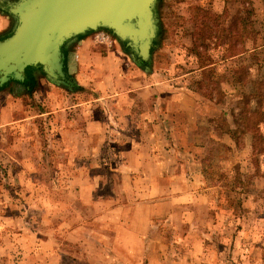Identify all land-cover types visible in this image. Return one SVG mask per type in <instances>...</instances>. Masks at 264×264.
I'll return each instance as SVG.
<instances>
[{"label":"rangeland","instance_id":"rangeland-1","mask_svg":"<svg viewBox=\"0 0 264 264\" xmlns=\"http://www.w3.org/2000/svg\"><path fill=\"white\" fill-rule=\"evenodd\" d=\"M3 12L0 6V17L9 18ZM157 16L158 45L147 64L106 30L71 47L97 39L101 55L120 51L127 77L141 84L148 103L162 96L177 147L158 144L168 136H151L150 124L142 149L112 148L103 137L97 147L92 141V148L84 142L61 149L42 118L0 128V264H264V180L254 173L253 137L240 134L241 107L256 105L250 83L264 80V0H159ZM9 21L0 39L12 29ZM241 50L247 53L225 61ZM201 61L209 68H199ZM105 82L109 88L113 74ZM48 88L55 99L80 92L66 107L86 100L68 84ZM73 108L69 114L80 112ZM228 123L236 128L235 150ZM258 129L264 151V123Z\"/></svg>","mask_w":264,"mask_h":264},{"label":"crops","instance_id":"crops-1","mask_svg":"<svg viewBox=\"0 0 264 264\" xmlns=\"http://www.w3.org/2000/svg\"><path fill=\"white\" fill-rule=\"evenodd\" d=\"M9 24V18L0 17V30L9 26ZM96 43L97 39H85L73 48L70 45L64 52L67 53V66L64 68L68 75L67 84L70 87L81 89L80 91L86 96L82 99L86 100H80L81 102L66 107V102H69V99L79 98L80 95L78 96V94L80 92L68 93L74 96L71 97L66 91H61L56 94L55 99L51 97L53 95L50 96L48 86L51 81L43 71L38 67H29L25 71L23 81L11 80L0 87V128L21 122L29 123L30 120L34 121L36 118H42L43 121H47L51 125L50 128L47 127L48 136L49 132H57L54 135L57 138H51V140L60 143L62 145L61 149L76 150L78 147H83L84 142H86L85 147L92 148L94 146L92 141L97 147V138L100 139L101 137H103V143L111 142L106 145H110L112 148L134 146L142 149L145 147L143 143L146 135L145 125L150 124L152 129H149L148 133H151V136L155 135L157 131L160 135L163 132L162 134L168 136V138L159 140L157 143H163V146L169 148L168 151L171 152V149H175L177 144L173 142L174 129L173 127L170 128L172 123L169 121V117L172 118V115L160 109L162 96L159 98L153 95L148 103L146 99L148 95L145 94V91L141 92V84L138 82L131 83L129 77H127V69L123 67L125 60L120 51H104L101 55L99 51H95L97 49ZM246 53L242 50L237 51L226 58L225 61L229 59L235 61V59ZM208 66L204 65L201 69L209 68ZM112 74L113 82L108 88L105 78ZM136 84L139 90L134 92V89L130 88H136ZM32 86L35 89L36 87L37 89L41 88V91L32 90ZM126 90H131L134 94H130ZM153 94L156 95L155 91ZM33 97H37L36 103ZM172 98L179 100V102L183 100L175 94ZM186 99L191 98L186 96ZM52 100L56 101L57 108H51ZM105 100L109 101V105L99 109L97 106L100 102L105 103ZM73 106L74 108L76 106L80 107V112L75 113L78 114L76 117L78 123L73 119L75 114L68 113V108ZM133 106L135 107L133 108ZM74 108L72 112L77 111ZM228 124L229 130L236 134L234 131L235 126ZM99 125L104 126L103 133L97 128ZM166 126L170 128V131L173 129V132L169 135L166 133V130H168ZM229 135L232 136V134ZM230 139L233 141V145L230 146L235 150L237 144L233 136ZM153 146H156V144H153ZM251 152L252 156H255L253 150ZM260 177L263 178L262 175ZM263 189L264 184L261 190L263 191Z\"/></svg>","mask_w":264,"mask_h":264},{"label":"water","instance_id":"water-1","mask_svg":"<svg viewBox=\"0 0 264 264\" xmlns=\"http://www.w3.org/2000/svg\"><path fill=\"white\" fill-rule=\"evenodd\" d=\"M159 0H17L1 9L14 19L0 39V87L40 68L53 83L67 84L65 49L79 36L106 30L138 64L150 60L159 36ZM3 12V13H5Z\"/></svg>","mask_w":264,"mask_h":264},{"label":"trees","instance_id":"trees-1","mask_svg":"<svg viewBox=\"0 0 264 264\" xmlns=\"http://www.w3.org/2000/svg\"><path fill=\"white\" fill-rule=\"evenodd\" d=\"M227 14V8H225V10L223 11V13H221V15L223 14ZM212 16H215L217 17L216 15H212ZM11 18V17H9ZM84 35H81L79 36L82 37ZM158 45V41L155 42V47ZM154 47V48H155ZM153 48V49H154ZM67 49V48H66ZM65 49V51H66ZM67 53H65V58H64V61H63V68H66V59H67ZM206 60V59H205ZM144 64H147V63H144ZM209 64V63H207ZM204 65L203 61H201V63L199 64V67L202 68ZM24 79V77H23ZM23 81V80H21ZM252 85V88H251V92L249 93L251 96L250 98L254 101H256V105L253 109H249V106H242L241 108H243V113H242V116L243 118L240 119V121L242 122V131H240V134H244L245 132H248L251 134V136L253 137V147H252V150H253V154H255V156H253L254 160L257 162V166L255 171L257 170L258 172H254L255 174L256 173H260L262 174V177L264 178V151H260V148L258 147V145L256 144V140L258 139L257 137V131L259 130L258 128L260 127L261 124L264 123V121H260V120H256L255 119V116L257 115H264V80H257V81H254V82H251L250 83ZM262 87V91L261 92H258V89ZM229 134H232L233 133L229 130L228 131ZM260 140V139H259ZM259 169V170H258ZM261 170V171H260ZM260 171V172H259ZM264 191V189H263Z\"/></svg>","mask_w":264,"mask_h":264},{"label":"bare ground","instance_id":"bare-ground-1","mask_svg":"<svg viewBox=\"0 0 264 264\" xmlns=\"http://www.w3.org/2000/svg\"><path fill=\"white\" fill-rule=\"evenodd\" d=\"M102 35V34H101ZM98 38H100L101 39V41L103 40H106L103 36H100V37H98Z\"/></svg>","mask_w":264,"mask_h":264}]
</instances>
